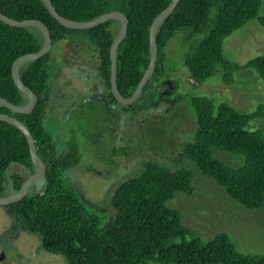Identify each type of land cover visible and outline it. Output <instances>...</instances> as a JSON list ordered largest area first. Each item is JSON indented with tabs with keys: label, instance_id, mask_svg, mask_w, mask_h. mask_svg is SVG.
Here are the masks:
<instances>
[{
	"label": "trees",
	"instance_id": "16d2710c",
	"mask_svg": "<svg viewBox=\"0 0 264 264\" xmlns=\"http://www.w3.org/2000/svg\"><path fill=\"white\" fill-rule=\"evenodd\" d=\"M51 2L60 15L75 21H89L112 11L126 15L129 28L117 51V85L125 98L131 97L150 62L152 23L172 0ZM261 6L262 0H180L159 28L158 62L151 80L140 98L132 105H122V111L136 113L158 106L163 99L159 97L160 85L170 75L166 48L181 30L189 31L184 38L188 49L183 54V65L195 87L216 75L219 66L227 85L235 82L238 72L248 69L255 70L264 84V55L239 64L224 53L225 40L247 23L256 20L264 31ZM0 12L18 21H42L50 30L53 47L63 40L86 41L97 59V72L107 92L105 104H120L110 81V51L120 30L119 21L109 20L86 30L70 29L52 17L42 0H0ZM198 35L202 38L196 41ZM43 44L39 29L14 27L0 20V97L15 105L27 104V96L14 82L13 64L19 57L41 50ZM53 47L20 70L22 81L38 98L33 112L20 114L0 105V112L16 117L29 128L47 168L44 190L5 206L17 226L31 230L40 239V249L63 256L65 264H264V255L240 252L227 233L206 242L183 224L181 212L168 202L177 192L192 195L195 175L180 162L168 165L152 159L144 161L137 173L113 190L112 215L105 209L98 212L88 207L65 176L82 161L78 146L70 142L68 150L59 149L45 125L54 101ZM184 99L196 127L191 140L182 145L178 161L189 160L246 208L264 209V134L250 127L251 121L264 120V105L247 114L227 101L217 103L208 96L179 98L180 102ZM214 149L240 158V164L232 167L225 163L216 157ZM12 164L33 170L29 143L21 130L0 121L1 196L6 194V172ZM10 177L19 189L20 178L16 174Z\"/></svg>",
	"mask_w": 264,
	"mask_h": 264
},
{
	"label": "rangeland",
	"instance_id": "374dc122",
	"mask_svg": "<svg viewBox=\"0 0 264 264\" xmlns=\"http://www.w3.org/2000/svg\"><path fill=\"white\" fill-rule=\"evenodd\" d=\"M260 15L264 16V0ZM186 32L178 31L166 48L170 75L160 85L159 97L163 99L150 111L136 113L122 111L121 104H99L94 98L85 101L92 90L103 87L97 59L84 40L58 42L53 47L54 101L45 125L59 149L68 150L70 142L78 146L82 161L65 176L92 210L105 209L112 215L113 190L137 173L144 161L152 159L168 165L180 162L195 175L193 194L177 192L168 202L181 212L183 224L203 241L227 233L240 252L264 255V209L246 208L189 160L178 161L182 145L191 140L196 127L188 101L180 102L181 97L208 96L217 103L227 101L240 112L250 114L264 105V84L255 70L248 69L238 72L235 82L227 85L219 66L216 75L195 87L183 65V54L188 49L184 38L189 31ZM200 38L202 35L195 40ZM224 53L227 59L239 64L264 55L263 28L256 20L247 23L225 40ZM250 127L264 134V120H253ZM162 144L165 147L159 148ZM214 153L232 167L240 164V158L232 154L216 149ZM17 173H23V168L11 166L9 176ZM13 224L6 207L0 206V264L66 263L61 255L42 252L40 239L32 231L12 229Z\"/></svg>",
	"mask_w": 264,
	"mask_h": 264
},
{
	"label": "water",
	"instance_id": "95a60500",
	"mask_svg": "<svg viewBox=\"0 0 264 264\" xmlns=\"http://www.w3.org/2000/svg\"><path fill=\"white\" fill-rule=\"evenodd\" d=\"M42 1L48 8L52 17H54L61 25L67 28H70V29H76V30L91 29L109 20H117L120 22V30L113 41V44L111 46V51H110V54H111V77H110L111 90L116 100L121 105L134 104L142 95L145 86L149 83V81L151 80L155 72V68L158 62L157 35H158L159 28L161 24L173 13V11L175 10L180 0H172L169 6L154 19L152 26L150 28V62L134 94L129 98H125L120 93L118 89V85H117V72H118L117 51H118L119 45L122 43V41L126 37L128 28H129V20L126 17V15L120 11H112V12L103 14L89 21H75V20H71V19L65 18L62 15H60L58 11L56 10V8L54 7L51 0H42ZM0 20L6 23L7 25L14 26V27L37 28L40 30V32L43 34V37H44V44L41 50L35 53L25 54L19 57L18 59H16L13 64L12 74H13L14 82L16 86L18 87V89L27 96L28 98L27 104L22 105V106L15 105L11 103L10 101H8L7 99L0 97V105L16 113L30 114L35 109L38 98L36 94L31 89H29L22 81L21 76H20V70L26 63L38 60L51 51L53 47L52 36H51L49 28L46 26L45 23H43L40 20L27 19V20L18 21V20L12 19L4 15L2 12H0ZM0 121H4V122L14 125L19 130H21L22 133L26 136L28 143H29V149H30L31 160H32V165H33V170L28 169V178L22 184L19 192H13L12 194L6 195V196L0 195V205H9L11 203H16L22 200L24 197L27 196L28 192L32 188L35 191L34 193L44 190L47 186V178H46L47 168L43 160L38 155L36 142L29 128L21 120L17 119L16 117L11 116L6 113H2V112H0ZM10 167L7 169V172H6L7 179L8 177H10L9 176ZM22 168L26 169L25 166H22Z\"/></svg>",
	"mask_w": 264,
	"mask_h": 264
},
{
	"label": "flooded vegetation",
	"instance_id": "af4514ba",
	"mask_svg": "<svg viewBox=\"0 0 264 264\" xmlns=\"http://www.w3.org/2000/svg\"><path fill=\"white\" fill-rule=\"evenodd\" d=\"M94 86V83H93V85H92V87ZM93 89V88H92ZM102 89V90H101ZM101 90V91H100ZM93 92H91V94H90V96H86L84 99H85V101H89L91 98H94L93 100H95L96 102H98L99 104H104L107 100H106V97H105V95L107 94V92H106V89L104 88V86L103 87H98V90H92ZM93 96V97H92ZM93 100H90V101H93ZM72 108V107H71ZM15 165V164H14ZM13 166V165H12ZM21 167V166H20ZM17 175V177L18 178H20V188H21V186H22V184L26 181V179L28 178V168H26V169H24L23 168V173H17L16 174ZM15 176V175H14ZM5 186H6V194H4L3 196H6V195H10V194H12L13 192H19L20 191V188L19 189H16V186H15V183H14V180H13V178L12 177H10V181H8L7 179H6V182H5ZM35 191L33 190V188L28 192V194H32V193H34ZM27 194V195H28ZM25 198V197H24ZM0 206H6V205H0ZM6 209H7V207H6ZM7 214H8V216H9V211H8V209H7ZM9 218H11V217H9ZM11 220H12V218H11ZM14 221V220H13ZM17 229L18 228V230H21V231H23V232H28L27 230H29V229H27V228H24V227H21V228H19L18 226H17V223L14 221V224L12 225V229ZM31 231V230H30ZM33 233V232H32ZM39 250V249H38ZM40 252V251H39ZM43 252V251H42Z\"/></svg>",
	"mask_w": 264,
	"mask_h": 264
},
{
	"label": "bare ground",
	"instance_id": "6f19581e",
	"mask_svg": "<svg viewBox=\"0 0 264 264\" xmlns=\"http://www.w3.org/2000/svg\"><path fill=\"white\" fill-rule=\"evenodd\" d=\"M99 61V60H98ZM101 63V62H100ZM82 71V70H81ZM177 72V71H176ZM85 75V74H84ZM165 79V78H164ZM163 81V80H162ZM145 89V88H144ZM127 112V111H126ZM140 172V171H139ZM194 189V188H193ZM189 194V193H188ZM77 195V194H76Z\"/></svg>",
	"mask_w": 264,
	"mask_h": 264
}]
</instances>
